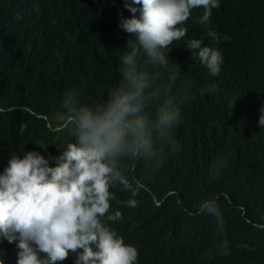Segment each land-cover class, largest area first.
<instances>
[{"label": "trees", "instance_id": "1", "mask_svg": "<svg viewBox=\"0 0 264 264\" xmlns=\"http://www.w3.org/2000/svg\"><path fill=\"white\" fill-rule=\"evenodd\" d=\"M124 3L0 0V175L13 153L23 158L38 151L47 159L75 142L62 108L66 92L93 106L106 103L109 90L120 85L121 57L129 39H137L120 27L122 18L132 17ZM219 4L206 26L218 39L194 23L203 13L194 9L183 25L186 35L170 46L167 68L149 69L162 91L145 113L154 123L160 105L172 100L180 113L171 131L174 147L153 130L159 157L122 161L140 188L131 197L114 186L108 214L119 211L121 218L104 221L137 249L136 264H264V128L258 123L264 0ZM192 39L221 52L219 75L192 59ZM129 198L136 199L135 208L120 203ZM206 200L214 201L218 215L199 212ZM18 251L0 236L3 264H17ZM76 256L70 252L58 264H74Z\"/></svg>", "mask_w": 264, "mask_h": 264}, {"label": "clouds", "instance_id": "2", "mask_svg": "<svg viewBox=\"0 0 264 264\" xmlns=\"http://www.w3.org/2000/svg\"><path fill=\"white\" fill-rule=\"evenodd\" d=\"M219 6V0H125L132 17L122 18L120 27L137 39H129L121 57L120 85L109 90L106 103L93 106L80 105L74 92H66L62 108L75 142L47 159L38 151H28L23 158L13 153L0 175V236L19 249L17 264H58L70 252L77 253L74 264H136L137 249L126 245L104 221L121 218L119 211L108 214L114 186H122L131 197L140 188L139 181L134 186L129 180L122 161L158 158L162 149H154L153 130L174 147L171 131L180 113L172 100L160 105L154 123L145 113L162 91L155 87L158 74L149 69L167 68L170 46L186 35L183 25L194 9H203L194 23L205 26L209 38L218 39L206 26ZM202 44L189 41L192 59L219 75L221 52ZM174 79L169 78V87ZM259 112L258 123L264 128V106ZM53 160L55 167L50 166ZM120 203L137 206L134 198ZM199 212L218 215L212 200L202 201Z\"/></svg>", "mask_w": 264, "mask_h": 264}, {"label": "rangeland", "instance_id": "3", "mask_svg": "<svg viewBox=\"0 0 264 264\" xmlns=\"http://www.w3.org/2000/svg\"><path fill=\"white\" fill-rule=\"evenodd\" d=\"M58 119L59 120H64L65 118H64V116H60V117H58Z\"/></svg>", "mask_w": 264, "mask_h": 264}]
</instances>
